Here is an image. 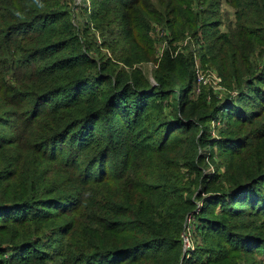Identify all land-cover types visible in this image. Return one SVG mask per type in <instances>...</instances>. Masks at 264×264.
<instances>
[{"label": "trees", "instance_id": "obj_1", "mask_svg": "<svg viewBox=\"0 0 264 264\" xmlns=\"http://www.w3.org/2000/svg\"><path fill=\"white\" fill-rule=\"evenodd\" d=\"M93 1L125 37L107 60L59 0H0V264H264V0L204 27L219 98L194 95V50L174 43L202 24L193 0Z\"/></svg>", "mask_w": 264, "mask_h": 264}, {"label": "rangeland", "instance_id": "obj_2", "mask_svg": "<svg viewBox=\"0 0 264 264\" xmlns=\"http://www.w3.org/2000/svg\"><path fill=\"white\" fill-rule=\"evenodd\" d=\"M57 7H64L68 9L70 18L76 25L77 32L81 37L82 46L81 48L87 50L93 56L98 57V60L114 57V52L112 48L114 46H120L125 41V37L120 33L119 21L115 16L113 9L98 11L95 13L98 15L96 17H90L91 13L97 7L93 0H59ZM192 7L196 11H205L201 15V26L198 27L197 33L186 32L181 39L175 41L177 49L181 50H194L195 58L199 59L200 65L207 71L215 69L209 62L208 57L203 58L202 52L204 51L203 46L206 41L204 27L208 25L212 19L219 22L221 29L228 30L232 25H234L236 20V14H234L235 7L231 0H193ZM169 28L166 23H160L157 21L152 22V27L150 29V34L155 41V51L156 56H161L163 50L168 43V32ZM204 36V37H203ZM205 48V46H204ZM122 65L121 62H118ZM143 71L149 75L150 80L155 82L154 71L156 63L152 60L137 62ZM208 84L214 88L217 98L224 97L227 93L226 86L218 85L212 76V74H207ZM196 95V94H194ZM218 119L214 118L212 120V130L213 134L217 135ZM216 125V126H215ZM218 162L221 160H217ZM217 161L207 162L210 169H213L217 164ZM221 169L223 166H220ZM195 229V228H194ZM193 245L199 239L195 230H193ZM196 246V245H195ZM194 246V247H195Z\"/></svg>", "mask_w": 264, "mask_h": 264}, {"label": "built area", "instance_id": "obj_3", "mask_svg": "<svg viewBox=\"0 0 264 264\" xmlns=\"http://www.w3.org/2000/svg\"><path fill=\"white\" fill-rule=\"evenodd\" d=\"M195 68H196V78H195V83H194V92L195 94L199 93L202 89V84L203 83H208V77L207 74H212L214 81L222 86V77L220 74L217 73L216 69H212L211 71L205 70L202 65H200L199 59L195 58ZM225 86V85H224ZM217 86H214L216 88ZM221 120L218 119V122L220 123ZM198 207L190 212L187 213L186 220L184 223V229L182 232V240H183V245L185 247L191 248L194 247L193 245V230H194V223L196 222V212H198Z\"/></svg>", "mask_w": 264, "mask_h": 264}]
</instances>
